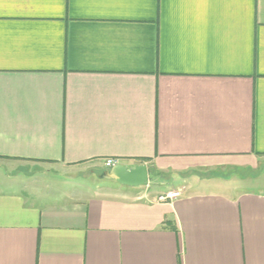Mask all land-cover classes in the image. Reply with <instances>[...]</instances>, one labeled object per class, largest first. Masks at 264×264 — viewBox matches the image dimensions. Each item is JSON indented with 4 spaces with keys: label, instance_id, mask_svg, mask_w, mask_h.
<instances>
[{
    "label": "crops",
    "instance_id": "obj_1",
    "mask_svg": "<svg viewBox=\"0 0 264 264\" xmlns=\"http://www.w3.org/2000/svg\"><path fill=\"white\" fill-rule=\"evenodd\" d=\"M0 264H264V0H0Z\"/></svg>",
    "mask_w": 264,
    "mask_h": 264
},
{
    "label": "water",
    "instance_id": "obj_2",
    "mask_svg": "<svg viewBox=\"0 0 264 264\" xmlns=\"http://www.w3.org/2000/svg\"><path fill=\"white\" fill-rule=\"evenodd\" d=\"M107 177L123 186L144 187L149 182V169L146 165L128 169L124 165L118 164L110 170Z\"/></svg>",
    "mask_w": 264,
    "mask_h": 264
},
{
    "label": "rangeland",
    "instance_id": "obj_3",
    "mask_svg": "<svg viewBox=\"0 0 264 264\" xmlns=\"http://www.w3.org/2000/svg\"><path fill=\"white\" fill-rule=\"evenodd\" d=\"M170 181L171 180L167 179V178L158 179V178H155V177L150 175V182L147 185H145L144 187H140L138 190H140V191H147L148 190L150 192H155V191L163 192L164 187L172 185V184H170ZM91 182L93 184H96V183H103L105 181L98 174H96V176L93 177ZM149 184H150V186H149Z\"/></svg>",
    "mask_w": 264,
    "mask_h": 264
},
{
    "label": "built area",
    "instance_id": "obj_4",
    "mask_svg": "<svg viewBox=\"0 0 264 264\" xmlns=\"http://www.w3.org/2000/svg\"><path fill=\"white\" fill-rule=\"evenodd\" d=\"M116 164L117 163L113 160L107 161V165L109 167H114ZM180 196H181V192H172V193L167 194L166 196H161L160 200H162V201H165L167 199L174 200V199L179 198Z\"/></svg>",
    "mask_w": 264,
    "mask_h": 264
}]
</instances>
